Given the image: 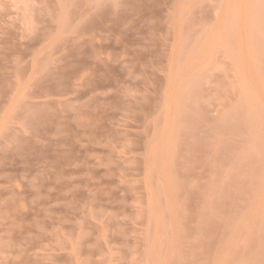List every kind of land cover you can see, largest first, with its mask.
I'll return each instance as SVG.
<instances>
[{
    "label": "rangeland",
    "instance_id": "rangeland-1",
    "mask_svg": "<svg viewBox=\"0 0 264 264\" xmlns=\"http://www.w3.org/2000/svg\"><path fill=\"white\" fill-rule=\"evenodd\" d=\"M0 264H264V0H0Z\"/></svg>",
    "mask_w": 264,
    "mask_h": 264
}]
</instances>
